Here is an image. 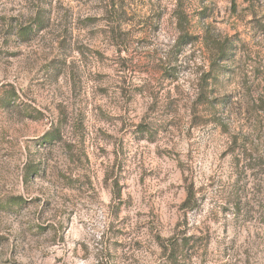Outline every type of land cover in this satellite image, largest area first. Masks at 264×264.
<instances>
[{
  "label": "rangeland",
  "instance_id": "rangeland-1",
  "mask_svg": "<svg viewBox=\"0 0 264 264\" xmlns=\"http://www.w3.org/2000/svg\"><path fill=\"white\" fill-rule=\"evenodd\" d=\"M0 264H264V0H0Z\"/></svg>",
  "mask_w": 264,
  "mask_h": 264
},
{
  "label": "trees",
  "instance_id": "trees-1",
  "mask_svg": "<svg viewBox=\"0 0 264 264\" xmlns=\"http://www.w3.org/2000/svg\"><path fill=\"white\" fill-rule=\"evenodd\" d=\"M227 47H228L227 42H223V43L217 45V53H216V56L214 58V62H213L214 64L212 65L213 68H218L219 63L226 60V57H227L226 51L228 50ZM192 197H193V189L189 188L188 193H187L186 202L189 203V201L191 199H193Z\"/></svg>",
  "mask_w": 264,
  "mask_h": 264
}]
</instances>
